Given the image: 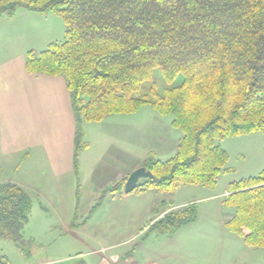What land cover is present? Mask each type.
<instances>
[{"label":"trees","instance_id":"1","mask_svg":"<svg viewBox=\"0 0 264 264\" xmlns=\"http://www.w3.org/2000/svg\"><path fill=\"white\" fill-rule=\"evenodd\" d=\"M17 8L64 21L63 40L38 54L27 51L25 68L65 80L76 174L78 154L88 147L81 125L144 104L170 115L181 137L166 160L146 156L141 166L153 177L141 179L133 191L214 186L228 160L217 141L264 133V0H0V17ZM155 68L166 83L178 75L180 82L158 92ZM148 81L147 91L138 94ZM123 183L110 190L123 189ZM227 188L222 204L233 213L226 226L246 246L264 248V169ZM31 206L24 189L1 182L0 237L22 244ZM196 216L195 203H189L157 217L148 230L172 234Z\"/></svg>","mask_w":264,"mask_h":264},{"label":"rangeland","instance_id":"2","mask_svg":"<svg viewBox=\"0 0 264 264\" xmlns=\"http://www.w3.org/2000/svg\"><path fill=\"white\" fill-rule=\"evenodd\" d=\"M49 13L46 37L32 43V47L29 45L35 54L51 41L64 38L62 17ZM180 79L178 75L166 83L160 69L153 70L152 82L158 92L178 84ZM150 83L145 82L138 94L146 92ZM170 121V115H160L144 104L133 113L108 116L98 128L85 131L87 122L83 123V139L91 144L78 154L77 174L73 171V175L62 176L57 179L59 184L46 176V189H34L40 191L39 196H46V203L36 194L31 199L22 244L17 246L0 237V264H73L81 260L86 264H112L131 259L129 255L137 264L149 260L156 264H217L226 261L224 256L239 253L237 245L230 246L228 236L239 241L240 238L228 227L224 230L217 226L214 220L217 212L225 219L232 210L221 205L228 184L264 169L263 132L217 141L227 152L228 160L227 171L218 176L214 186L182 185L171 194L132 191L126 197L121 195L123 189L110 190L119 174L127 169L128 159L144 154L166 160L175 154L181 131ZM101 133L106 136L103 141L99 139ZM23 161L21 158L19 164ZM36 175L45 179L39 171ZM128 175L125 173L120 182H125ZM176 202L195 203L198 221L187 226L191 227L189 230L183 226L172 234L148 230L156 214ZM259 252L261 256L251 253L236 260V264H264V249Z\"/></svg>","mask_w":264,"mask_h":264},{"label":"crops","instance_id":"3","mask_svg":"<svg viewBox=\"0 0 264 264\" xmlns=\"http://www.w3.org/2000/svg\"><path fill=\"white\" fill-rule=\"evenodd\" d=\"M47 29L46 14L25 8H17L11 16L0 17V183H16L31 199L40 192L34 189H46V176L59 184L61 182L57 179L69 176V173L73 175L74 171L75 122L65 80L60 75L29 73L25 68L29 45L32 47V43L46 37ZM115 115L120 114L108 116ZM108 116L101 121L85 123V131L98 128V124ZM99 135L101 140L106 137L102 133ZM21 158L24 161L19 164ZM145 158L143 154L128 159L127 169L119 174L114 183L120 182L125 173L140 167ZM38 171L45 179L36 178ZM121 195L127 196L126 193ZM38 197L46 203V196ZM180 202L158 212L151 221L169 210L181 207L183 204ZM232 213L231 210L222 219L217 212L214 220L216 225L226 230V221ZM197 221L196 218L183 226H191ZM187 228L189 230L191 227ZM228 241L231 247L237 245L239 253L224 256L226 261L217 264H236V260L249 257L251 253L261 256L259 251L264 249L248 247L241 238L239 241L233 235L228 236ZM129 258L135 261L131 255ZM144 264L156 263L149 260Z\"/></svg>","mask_w":264,"mask_h":264},{"label":"water","instance_id":"4","mask_svg":"<svg viewBox=\"0 0 264 264\" xmlns=\"http://www.w3.org/2000/svg\"><path fill=\"white\" fill-rule=\"evenodd\" d=\"M153 175L149 170H147L144 166H140L134 169L132 172L129 173L127 176L124 186L123 192L130 193L133 189L138 185L139 181L143 178H152Z\"/></svg>","mask_w":264,"mask_h":264},{"label":"built area","instance_id":"5","mask_svg":"<svg viewBox=\"0 0 264 264\" xmlns=\"http://www.w3.org/2000/svg\"><path fill=\"white\" fill-rule=\"evenodd\" d=\"M225 195H227V193ZM103 261H105V260H103ZM106 264H110V263L106 262ZM112 264H137V263L131 259H126V260L119 261L117 263H112Z\"/></svg>","mask_w":264,"mask_h":264}]
</instances>
